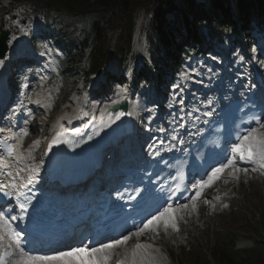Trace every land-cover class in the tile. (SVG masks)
Here are the masks:
<instances>
[{"label": "trees", "instance_id": "obj_1", "mask_svg": "<svg viewBox=\"0 0 264 264\" xmlns=\"http://www.w3.org/2000/svg\"><path fill=\"white\" fill-rule=\"evenodd\" d=\"M23 3L40 13V17L56 20L53 22L58 28L46 34V38L59 39L63 44V100L68 98L77 80L81 79L85 87L100 75L111 57H119L123 71L128 70L132 34L142 11L145 48L160 87L167 85L165 78L169 70L179 67L183 50L197 47L204 35L220 37L231 31L243 37L251 22L264 24V0H20ZM77 25L79 36H76ZM131 60L133 87H151L153 75L145 60L136 57ZM260 226L264 229V216ZM241 230L252 234L251 247L237 249L235 243L240 236L221 235L207 249L213 264H264L261 230L249 224ZM196 254L193 249L183 256L189 255L192 264H209L204 256Z\"/></svg>", "mask_w": 264, "mask_h": 264}, {"label": "rangeland", "instance_id": "obj_2", "mask_svg": "<svg viewBox=\"0 0 264 264\" xmlns=\"http://www.w3.org/2000/svg\"><path fill=\"white\" fill-rule=\"evenodd\" d=\"M19 5V0H17L16 4L10 5L8 4V1H3L0 3V22L1 20L4 21L5 24V30L9 31L10 37L8 40V45L10 48H15L18 44L22 43V40H28L27 38V30L30 29L32 34H35L36 30V22L32 21L31 17H28V19H31V25L32 28L26 29L25 27H21L20 22L15 19V15H18L21 13V11H25V9H20L21 6ZM26 15L28 14L27 11L24 12ZM36 13H38L36 11ZM40 14V13H38ZM12 15H14V20L11 19ZM29 24V23H28ZM32 36V35H31ZM15 37V39H13ZM143 41V40H142ZM143 44V42H142ZM58 46V45H57ZM49 46L43 43H39L37 46V50L47 52L46 49H48ZM139 52H142V48L139 47ZM20 61V60H16ZM116 61L115 64L116 68L118 69V60L117 59H111L109 61V67L112 64V62ZM195 68V66H194ZM187 71V67H185L181 72L180 75L183 76L185 72ZM118 72V73H117ZM116 74L112 75L114 78L119 77L120 71L117 70ZM177 73V72H176ZM174 73L173 76L169 79H174ZM179 73V72H178ZM122 80V79H121ZM128 78L123 79L121 82V86H119V83H111L107 82L108 85L111 86H118L119 89L117 92L113 93L112 96L118 95L121 92L131 94L133 103L137 104L139 106V110L137 111V115L141 119L137 121V124L142 125L143 121L142 119H146L147 121L150 120L153 115L157 112L158 106L161 105V101L159 100L156 92H147L145 90H140L139 92L133 93L131 91V85L128 82ZM54 86L49 87L53 91V99L55 93L57 94V89L59 87V80L54 79L53 80ZM94 84V83H93ZM115 84V85H114ZM177 82L175 78V83L172 86V90L175 89ZM77 88L76 92L73 93V96L71 97L70 103L68 102L67 105L63 106L59 109V112H57V115H66L63 111L66 107H68L67 111L71 114V105H77V103L80 101L81 97H87L89 99L90 93L92 91L97 90L98 88L102 87L101 89H104L103 86H101V83H95L94 85L90 86L88 89V92L85 93L81 90L80 81L76 82ZM123 87V88H122ZM124 89V90H123ZM179 91V90H177ZM164 95V94H163ZM134 96V97H133ZM153 102V106H155L157 109H150L144 110L146 107L147 102ZM163 104V103H162ZM163 107V105H162ZM55 114V115H56ZM143 114V115H142ZM150 115V116H148ZM36 131V138L39 136V130L35 129L31 132ZM30 132V133H31ZM46 132V131H45ZM35 133V132H34ZM45 136V135H43ZM34 138V137H33ZM30 139L27 138L26 141H29ZM252 168H249V172L247 174L239 173V179H234L231 176L228 175V172H225L222 177L213 184L210 188H205L203 190L202 196L198 197L195 200L196 205L199 204L205 196H207L209 193L215 191V190H221V189H228L230 199L232 200H224V204L227 205L225 210L219 209L218 202H210L209 204L205 205V213L209 216V219L205 216V221L201 225H198L195 229H193V232L190 228L187 227L185 224V218L188 214H190L193 209L191 207L193 201L191 200L189 202V207L187 209H184L177 213L179 217H182V219H178V232H173L171 228H168V230L165 232L163 229V226L161 225L159 229V235H156L155 233H148L145 236L140 238V241H154V244H159L166 246L168 252H164L161 249H159L161 255H165L168 259L171 255L172 257H176L178 259V264H192L191 257L188 255L186 258L183 257V255H180L178 246L185 244L188 246L186 250H188V253H191L193 249L197 251V256H203L204 253L202 252L204 248L213 242V237L216 234H219L220 232H230L231 235L233 234H243V232L240 230L241 227L249 224L250 226H256L258 229L262 232V237L264 238V229L261 228V226L258 222L259 217L261 216L262 212V205H263V196H262V190L264 187V176H262L260 173L256 171H251ZM227 177L230 179L228 180ZM227 181V182H226ZM200 213L199 215H201ZM133 240L128 241L126 245H122L120 248L114 250L115 257L118 253L121 251H124L126 246L133 242ZM249 244L246 242L245 238H242L237 243V247H248ZM155 248H158V245H154ZM114 257V259H115ZM114 261V260H113ZM175 263V262H174ZM167 264H172L170 259ZM176 264V263H175Z\"/></svg>", "mask_w": 264, "mask_h": 264}, {"label": "snow or ice", "instance_id": "obj_3", "mask_svg": "<svg viewBox=\"0 0 264 264\" xmlns=\"http://www.w3.org/2000/svg\"><path fill=\"white\" fill-rule=\"evenodd\" d=\"M15 39V37H13ZM41 55H44L41 52ZM2 63V61H0ZM27 87V85H24ZM30 99V97H29ZM37 104H40V100L35 101ZM179 103H183L182 100ZM23 104V101H21ZM87 114V113H85ZM120 115H123L121 113ZM130 115V113H129ZM205 115H211L210 112H206ZM119 119V115L116 117ZM258 127H250L246 134L238 136L237 142L231 149L230 155L219 164V167H214L210 170V173H206L207 179H202L199 184L194 185L193 187L197 189L195 196L191 197L193 203L191 205L192 209L195 210L196 203L195 200L202 196L203 190L205 188H210L215 184L217 180L221 178V176L228 172V175L234 179H239V173L247 174L249 172V168L241 167L242 164H251L254 165L251 171L260 170L261 174L264 175V133H260V129H264V121H261L259 118H253ZM0 131H4V129H0ZM21 137L28 135L27 130H23ZM64 130L61 126V131L56 133L53 137L51 143L48 146V150L50 151L52 146L60 143L67 142L63 140ZM12 139H16V136L11 137ZM175 139V137H173ZM39 142H36L33 146L29 148V156L31 155L32 147L38 146ZM161 144L163 141L160 142ZM17 147L19 145H8L7 146V156L9 158H14L17 162L23 159V154L17 151ZM156 155H159V152H156ZM8 167V162L5 158L0 157V169H6ZM23 171V169H21ZM39 168L32 169V175H29L27 178L28 183H32L35 174L38 173ZM11 180L8 184H0V192H3L4 196L11 197L15 194L14 190L18 187H23L24 185H17L15 181V177L12 176V173H7ZM19 175V173H17ZM227 182V181H226ZM179 186H177V189ZM5 189H11L6 191ZM218 199V197H217ZM29 203L31 202V198H28ZM17 202L19 203V209L21 213V218L28 212V206L25 203L19 202V196H17ZM205 203H210L209 201H205ZM189 205L187 203L178 204L173 207L172 204H168L162 210H158L156 214H154L150 219L143 222L141 225L136 226L135 231H130L126 235H123L121 238L113 240L108 243H104L99 247H75L70 248L66 251H59L53 254L46 255H31L26 252V250L22 247V233L18 231L12 230L11 226L8 223V220L5 218L4 214L0 212V228L6 230L7 237L10 240V243L7 245L9 249H12L13 252L11 255H16L18 252V256L16 258V264H112L115 253L114 250L120 248L122 245H126L128 241L133 240L135 238V244L132 249V264H135V257L139 253L140 250H148L151 248L150 244L140 243V238L145 236L148 233H155L159 235V229L161 225L165 232L168 228H172L174 231H179L177 220L182 219L179 217L177 213L180 211L187 209ZM227 207V205H225ZM11 220H16L17 217L15 215L10 217ZM4 240L3 236H0V242ZM6 254H8L6 252ZM127 258H115V264H126ZM0 264H5V260L3 256H0ZM10 264V262H9Z\"/></svg>", "mask_w": 264, "mask_h": 264}, {"label": "bare ground", "instance_id": "obj_4", "mask_svg": "<svg viewBox=\"0 0 264 264\" xmlns=\"http://www.w3.org/2000/svg\"><path fill=\"white\" fill-rule=\"evenodd\" d=\"M31 18H32V21H47L43 17L33 16ZM134 47H135V49L139 48V43L137 41H135ZM229 51H231V50H229ZM141 56L146 58V60L151 62L149 56H145V55H141ZM11 59H13V50H10L8 52L6 58L0 64L4 65L7 62H9ZM205 65H209V63L205 62ZM133 68H134L133 61L130 59V69H129L128 73H132ZM123 70H124V68H121L119 76L121 79H126L121 75V74H124ZM201 71L207 72V70L205 68L199 67L197 69V73H196V75L198 77L201 76ZM33 75L34 74L32 73L31 76H33ZM199 78H203V77H199ZM156 79H157V77L153 76L152 84L154 83V81ZM203 79L205 80L206 83H207V81H209V82L211 81L205 76ZM130 81L131 80H129L128 82H130ZM0 82H2V77H0ZM208 86H210V85H208ZM111 88H112L111 86L108 87V90H111ZM183 88H186V87L184 86ZM149 89L153 90V87L151 86V87H149ZM183 96H185V95H181L179 97V99H181ZM124 99H125V97H123V95L120 94V95H117L115 97H112L111 99L106 98V100L103 103H97V101L90 102L85 97H82L79 106L78 105L77 106L71 105L73 110H72L70 115H68L64 118V120L66 122H70V123L75 124L76 128H78V125L94 124L96 127L101 129L104 136H110L116 130V116H117V114H119V112L111 114V113L107 112V108L110 107L111 105L120 103ZM137 108H138L137 104H133V103L129 107V109H131L132 111H136ZM163 111L164 110H162V112ZM25 112H26L25 115H27V109H25ZM85 113H87V114H85ZM135 119H137L136 116H135ZM160 120H161V118L157 117V121H160ZM25 123H26V121H25ZM62 124H65V123H60V125L58 126L59 130H61V126L63 129H65V127ZM137 130L139 133H141L142 126L140 124H137ZM156 131L158 132L157 129H156ZM157 132H156L155 136L158 134ZM262 133H264V132H262ZM106 145L108 146V144L105 141H103L100 149L105 150ZM127 157H128V155H127ZM217 197H218V199H217ZM229 199H230L229 192H228V190H225V189H221L220 191L215 190V191L209 193L206 196V198H204V200H202L199 204L196 205L195 210H193L190 214H188L186 216L185 224L193 232V229H195L198 225H201L203 223V221H205V216L207 219H209V216L206 215L205 213H203L205 211V201L206 200H210L212 202H219L218 203L219 209L225 210L226 207L224 204V200H229ZM230 200H232V199H230ZM200 213H202V214L199 215ZM134 242H136V241H133L132 243L128 244L124 253L120 252L119 254H117V256L115 258H125L126 254H127V252H126L127 249L128 250L131 249ZM140 243L150 244L151 248L146 250V251L140 250L138 257L135 258V264H165L167 259L165 257L163 258L161 256L158 249H161L164 252H168L166 246L154 244L155 242L153 240L150 242L146 240V241H142ZM154 245H158V248H155ZM114 261H115V259H114ZM132 261H133V258L131 261L127 259L126 264H132ZM113 262H112V264H113Z\"/></svg>", "mask_w": 264, "mask_h": 264}, {"label": "water", "instance_id": "obj_5", "mask_svg": "<svg viewBox=\"0 0 264 264\" xmlns=\"http://www.w3.org/2000/svg\"><path fill=\"white\" fill-rule=\"evenodd\" d=\"M2 28H3V23H1V28H0V59L4 58L5 53L7 52L6 41L8 38V33L3 32Z\"/></svg>", "mask_w": 264, "mask_h": 264}]
</instances>
